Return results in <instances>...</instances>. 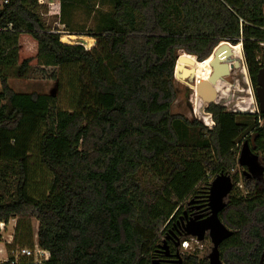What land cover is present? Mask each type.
I'll return each instance as SVG.
<instances>
[{
	"label": "trees",
	"instance_id": "16d2710c",
	"mask_svg": "<svg viewBox=\"0 0 264 264\" xmlns=\"http://www.w3.org/2000/svg\"><path fill=\"white\" fill-rule=\"evenodd\" d=\"M84 3L60 0L70 35L85 34L69 22ZM100 3L111 11L89 36L91 50L62 43L40 0H8L0 9V222L35 219L36 244L51 255L45 264H175L160 246L187 203L207 200L213 180L227 174L238 193L219 216L233 232L221 259L264 264V177L247 179L238 163L245 143L264 157V115L211 104L206 113L215 126L208 129L173 114L181 52L201 63L223 42L242 44L255 92L264 69V0ZM34 67L78 69L71 112L56 96L11 88L13 72ZM34 152L52 176L43 195L31 192L39 172ZM8 182L14 192L7 202ZM19 228L9 249L32 248L31 223L22 243ZM167 247L176 253L173 243ZM180 257L181 264H209L206 256Z\"/></svg>",
	"mask_w": 264,
	"mask_h": 264
},
{
	"label": "rangeland",
	"instance_id": "374dc122",
	"mask_svg": "<svg viewBox=\"0 0 264 264\" xmlns=\"http://www.w3.org/2000/svg\"><path fill=\"white\" fill-rule=\"evenodd\" d=\"M84 1L85 3L80 7L81 9L74 12V16H72V18L69 20L70 26L72 28H76L77 30L83 29V31H85L84 36L70 35L69 31H67L69 29L62 25L60 16V0H40V4L42 3V5L46 8L44 19L48 27L51 28L56 34H60V40L62 43L68 45H80L77 41L80 37H83L89 41V48H87L88 50H91L96 46V40L89 36H93L97 23L101 18V14L111 11V8L109 6L101 4L100 0ZM2 5L3 1L0 0V9ZM72 36L73 39H70V37ZM184 54L185 53L181 52L179 57L183 56ZM227 63L230 64L229 73L226 78L220 80L218 86L215 87L217 99L213 104L226 106L225 108L227 110L242 109L241 111H244L243 114H250L249 111H252L254 106L256 111L259 112L258 103L252 87V83H249L250 89L252 88V95L250 96L248 95V84L246 82L245 75H243V67L245 64L243 46H241V50H239L238 53L234 52L233 57L228 59ZM184 65L188 66L186 60H183L182 63H179V69H181ZM13 74V79L9 80V84L10 86L14 87L18 91V93L29 94L37 92L45 95L56 96L59 100V107L61 110L71 112V110L73 109L72 99L74 93L72 92L71 84L75 81L78 74V69L76 67L64 69L55 67H34L25 72H18V70H16V72H13ZM175 75V87L177 90L178 98L173 107V114L184 116L190 121H201L205 126L207 124H210L212 120L209 114L206 113V109L208 106L203 98L198 97L195 86L196 81L194 80V78L190 77L182 81L180 71L175 73ZM239 101H246L245 107L243 105H233L234 103ZM262 123L263 122H261V124ZM31 164L32 167H36L39 170V172L34 176L35 182L33 183V190L31 192L33 195H43L47 192L48 186L52 182V176L44 168L41 167L40 163L38 162L36 152H34ZM259 165L264 167V157H259ZM241 186L242 185L240 184L239 188ZM240 189H242V187ZM6 190V201L8 202L11 200L10 195L14 192V187L8 182V184L6 185ZM3 193L5 192L3 189H1L0 195ZM236 193H238V191L235 190L234 185V190L230 194V196L236 195ZM241 194L247 196V193L244 190H241ZM30 223L31 227L33 228L32 236L31 234L29 236V230L26 231V225H30ZM17 224L20 226V230L17 235L19 236V240H21V243L28 236L30 238L32 237V243L34 245L37 243L36 234L38 231V222L35 219H11L8 223L6 231L2 235H0V250L2 251L3 249L4 251L0 252V260L6 258L7 256L9 257L10 253L8 252L9 247L7 246V242L11 240V236L13 237L15 231L14 226ZM185 238V241H188L190 243V248L188 250H182L181 248H179L180 252L184 251L189 254H197L199 257H208V255L212 252L213 246L209 238H206V240L202 243H198L186 236ZM18 248L21 249L31 247L15 246L12 249Z\"/></svg>",
	"mask_w": 264,
	"mask_h": 264
},
{
	"label": "water",
	"instance_id": "95a60500",
	"mask_svg": "<svg viewBox=\"0 0 264 264\" xmlns=\"http://www.w3.org/2000/svg\"><path fill=\"white\" fill-rule=\"evenodd\" d=\"M80 46L89 48V41L83 37H80L77 41ZM239 44H236L237 46ZM88 47V48H87ZM214 55V52L213 54ZM218 55V54H217ZM215 55L214 60L211 63V68L213 73L211 77L206 82H199L197 87V95L199 98H203L207 105L215 103L217 99V93L215 91V86L222 80L226 75H228L230 70L229 65L221 60L219 56ZM234 52L232 49L228 48L227 57H233ZM184 57H179L175 73L181 72V79L186 80L190 78L194 71H188L187 69H179V63H182ZM176 76V75H175ZM256 99L258 103L259 114L264 115V69L260 70L257 76V88L255 90ZM238 163L241 167L247 168L244 175L247 179L256 178L262 180L264 177V167L259 165V157L252 153L249 144L245 143L239 155ZM234 190V183L231 176L227 174H220L211 183L209 195H208V216L204 220H192L188 222L185 227V236L198 243H202L206 240L207 236L210 238L213 249L208 255L209 264H224L219 248L221 244L229 239L233 232L230 231L221 221L220 213L226 207V199ZM167 238L163 241V245L160 246V250L166 258H173L171 262L175 264H181L182 260L179 251L171 255L169 248L167 247ZM176 248L179 250L181 248V242L178 241L175 244Z\"/></svg>",
	"mask_w": 264,
	"mask_h": 264
},
{
	"label": "built area",
	"instance_id": "2783aa9c",
	"mask_svg": "<svg viewBox=\"0 0 264 264\" xmlns=\"http://www.w3.org/2000/svg\"><path fill=\"white\" fill-rule=\"evenodd\" d=\"M2 1H3V5L8 3V0H2ZM225 62L227 63V61H225ZM227 64L230 67V64L229 63H227ZM243 70H244V74L243 75H245V79H246V82L248 84V95L251 96L252 95V93H251V89L252 88L250 89V86H249L251 84V80H250V77H249V73L247 71L246 64H244ZM224 78H226V76ZM233 105H235V106L243 105L245 107L246 101H239V102L234 103ZM252 105H253V103H252ZM207 106H209V105H207ZM222 107L225 108L226 106H222ZM241 110L228 109L227 112H229V113H244V111H241ZM249 113L250 114H259V112L256 111L254 106H253V110L249 111ZM210 117H211V120H212V116L211 115H210ZM7 226H8V224H6L4 222H0V235H2L6 231ZM15 228H16V225L14 226V230H15ZM12 243H13V237L11 236V241H8L7 244L11 245ZM181 248L183 250H188L190 248V243L188 241L182 242L181 243ZM8 252L10 253L9 257L7 256L6 258L0 260V264H21L24 259L32 260L34 264H45V263H47L50 260V257H51L49 252L42 250L37 244H35L32 248L9 249Z\"/></svg>",
	"mask_w": 264,
	"mask_h": 264
},
{
	"label": "bare ground",
	"instance_id": "6f19581e",
	"mask_svg": "<svg viewBox=\"0 0 264 264\" xmlns=\"http://www.w3.org/2000/svg\"><path fill=\"white\" fill-rule=\"evenodd\" d=\"M70 39H73V36L70 37ZM228 48L232 49L233 52L238 53L239 50H241V45L239 44L237 46H233L230 43L223 42L215 49L214 55H212L208 60L201 62V63L197 62L194 57L189 56L188 54H184L182 56V57H184V60H186L188 66L184 65L185 67L182 66L181 69H187L188 71H192V70L194 71V73L191 74L190 77H193L194 80L196 81V84H195L196 91H197V87L199 86V82H206L211 77V75L213 73V69L211 68V63L214 60L215 55L218 54L217 56H219V58L221 60H224V62L227 61L228 59H230L227 57ZM219 82L217 83V85L215 87L218 86ZM206 127H208L209 129H212L214 127L213 121L210 124H207Z\"/></svg>",
	"mask_w": 264,
	"mask_h": 264
},
{
	"label": "flooded vegetation",
	"instance_id": "af4514ba",
	"mask_svg": "<svg viewBox=\"0 0 264 264\" xmlns=\"http://www.w3.org/2000/svg\"><path fill=\"white\" fill-rule=\"evenodd\" d=\"M243 168V167H242ZM247 170V168H243L242 174L244 177V172ZM208 199H201L199 196L196 197V199H192L187 203L186 208L183 210V214L179 217V219L174 223L173 225V230L170 231L168 236L166 237L168 242L173 243L176 253L179 251L175 244L180 240L182 236H185V227L188 224V222L192 220H204L208 214L209 211L207 210L208 208ZM207 238H209L207 236ZM210 239V238H209ZM196 241V240H195ZM197 242V241H196ZM175 253V254H176ZM180 253V251H179ZM171 254V253H170ZM174 255V254H171ZM165 257V256H164ZM166 259V257H165ZM168 260H173V258H167Z\"/></svg>",
	"mask_w": 264,
	"mask_h": 264
},
{
	"label": "crops",
	"instance_id": "0c3cea01",
	"mask_svg": "<svg viewBox=\"0 0 264 264\" xmlns=\"http://www.w3.org/2000/svg\"><path fill=\"white\" fill-rule=\"evenodd\" d=\"M10 79H13V78L10 77ZM10 79H9V80H10ZM11 88H13V89L18 93V91H17L14 87L11 86ZM0 92H1V84H0ZM33 93H34V92H33ZM36 93H37V92H36ZM20 94H22V93H20ZM29 94H30V93H29ZM38 94H41V93H38ZM44 95H45V94H44ZM10 239H11V237H10ZM9 241H11V240H9ZM9 245H10V244H7V246H9ZM0 252H4L3 249H2V251L0 250Z\"/></svg>",
	"mask_w": 264,
	"mask_h": 264
}]
</instances>
